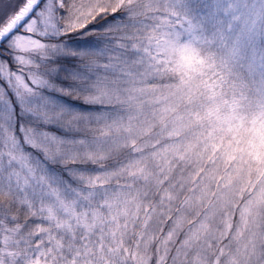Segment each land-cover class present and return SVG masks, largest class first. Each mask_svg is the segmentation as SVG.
<instances>
[{
	"label": "snow or ice",
	"instance_id": "6c2138e0",
	"mask_svg": "<svg viewBox=\"0 0 264 264\" xmlns=\"http://www.w3.org/2000/svg\"><path fill=\"white\" fill-rule=\"evenodd\" d=\"M0 264H264V0H0Z\"/></svg>",
	"mask_w": 264,
	"mask_h": 264
}]
</instances>
